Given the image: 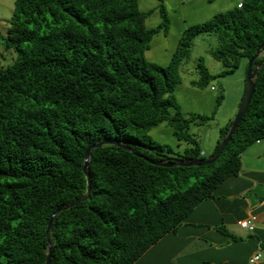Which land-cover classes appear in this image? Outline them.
<instances>
[{
  "label": "trees",
  "instance_id": "trees-1",
  "mask_svg": "<svg viewBox=\"0 0 264 264\" xmlns=\"http://www.w3.org/2000/svg\"><path fill=\"white\" fill-rule=\"evenodd\" d=\"M160 1L163 21L148 27L154 9L142 11L138 0H16L2 37L16 56L0 68V264H45L49 220L87 192L85 154L95 142L120 144L92 150L89 198L56 216L51 264H133L237 176L243 152L264 139L263 65L249 109L215 162L146 159L208 158L189 129L215 111L186 115L175 95L198 36L218 35L211 55L224 69L217 75L234 73L260 47L254 68L264 64V0H243L186 28L167 65L148 60L154 35L170 29ZM197 69L192 85L205 88L215 74L203 58ZM233 119L221 126L218 144ZM162 123L189 144L183 153L152 138Z\"/></svg>",
  "mask_w": 264,
  "mask_h": 264
},
{
  "label": "rangeland",
  "instance_id": "rangeland-1",
  "mask_svg": "<svg viewBox=\"0 0 264 264\" xmlns=\"http://www.w3.org/2000/svg\"><path fill=\"white\" fill-rule=\"evenodd\" d=\"M142 11L154 9L147 16L148 27H156L163 21L160 0H138ZM241 0H164L166 14L170 20L168 35L163 31L155 34L150 49L146 51L148 60L158 64L167 65L173 58L178 47L180 38L186 28L191 25L202 23L215 14L227 11L237 6ZM16 0H0V68L8 66L13 62L16 54L13 50H6L2 39L10 27V21L15 11ZM219 45L218 35L203 34L196 38L189 56L180 64L182 83L175 89L181 111L186 114L212 115L214 117L203 124H192L189 131L196 135L201 148L207 150L210 157L215 149L217 139L220 137L219 127L229 117L234 118L239 103L243 98L248 72L249 60L244 58L240 67L231 74L217 75L223 64L216 60L211 51ZM199 58L204 59L214 78L205 88L192 85V81L200 78L197 63ZM218 102L219 105H218ZM175 112V108H171ZM152 138L165 145H169L174 151L184 152L187 142L179 140L174 128L167 123H162L152 131ZM264 140V139H263Z\"/></svg>",
  "mask_w": 264,
  "mask_h": 264
},
{
  "label": "crops",
  "instance_id": "crops-1",
  "mask_svg": "<svg viewBox=\"0 0 264 264\" xmlns=\"http://www.w3.org/2000/svg\"><path fill=\"white\" fill-rule=\"evenodd\" d=\"M207 155L202 148L201 156ZM250 215L258 217L254 231L238 223ZM263 244L264 140H259L243 152L237 176L223 181L212 197L198 204L177 229L153 244L133 264H249L252 254L263 249ZM260 264H264V257Z\"/></svg>",
  "mask_w": 264,
  "mask_h": 264
},
{
  "label": "water",
  "instance_id": "water-1",
  "mask_svg": "<svg viewBox=\"0 0 264 264\" xmlns=\"http://www.w3.org/2000/svg\"><path fill=\"white\" fill-rule=\"evenodd\" d=\"M261 50H262L261 47L258 48L255 55L249 60L247 79H246L247 80L246 81V88H245L243 98H242L241 103L239 105L238 111H237V113L233 119V123H232L231 129H230L228 135L218 144L214 154H212L210 157L205 158V159L193 158L190 160L175 161L174 163L156 161V160L149 159L147 157H146V159L149 162L154 163L156 165H167V166H172V165H182V166L208 165V164L215 162L220 157V155L224 152L226 146L228 145L229 141L232 139L233 134L237 130V128H238L240 122L242 121L244 115L246 114V112L249 109L253 94H254L255 89H256L255 78H256L260 68L264 65V64H261L260 66L254 68V62L261 55ZM108 143L120 144V142L117 140L98 141V142L91 144L86 151L83 170H84V173L86 174L87 182H88L87 192L83 196H81L80 198H77L68 204L62 205L51 216L49 223H48L47 231H46V237L48 238L50 247H49V252L47 254L45 264H51V261H52L54 246H52V244H51L50 231H51V227H52V224H53L56 216L60 212L67 210V209L75 206L76 204H78L82 201H85L89 198V195H90V192L92 189L91 174L89 172V165H90L92 150L94 148L101 147L104 144H108Z\"/></svg>",
  "mask_w": 264,
  "mask_h": 264
},
{
  "label": "built area",
  "instance_id": "built-area-1",
  "mask_svg": "<svg viewBox=\"0 0 264 264\" xmlns=\"http://www.w3.org/2000/svg\"><path fill=\"white\" fill-rule=\"evenodd\" d=\"M241 5L242 3L239 4V6ZM257 220L258 217L256 215H250L248 218L239 220L238 223L242 228L247 229L249 231H254L256 229ZM263 257H264L263 249H260L259 251L252 254V256L249 259V264H260Z\"/></svg>",
  "mask_w": 264,
  "mask_h": 264
}]
</instances>
